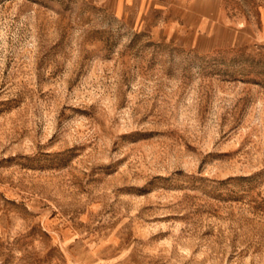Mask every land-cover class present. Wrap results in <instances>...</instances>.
I'll list each match as a JSON object with an SVG mask.
<instances>
[{"label": "rangeland", "instance_id": "rangeland-1", "mask_svg": "<svg viewBox=\"0 0 264 264\" xmlns=\"http://www.w3.org/2000/svg\"><path fill=\"white\" fill-rule=\"evenodd\" d=\"M262 0H0V264H264Z\"/></svg>", "mask_w": 264, "mask_h": 264}, {"label": "crops", "instance_id": "crops-1", "mask_svg": "<svg viewBox=\"0 0 264 264\" xmlns=\"http://www.w3.org/2000/svg\"><path fill=\"white\" fill-rule=\"evenodd\" d=\"M256 36L259 41L264 42V0L258 7V25L256 26Z\"/></svg>", "mask_w": 264, "mask_h": 264}]
</instances>
